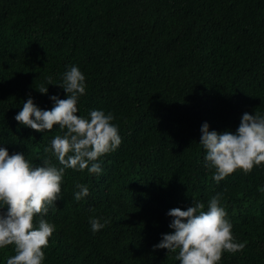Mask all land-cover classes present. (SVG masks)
I'll return each instance as SVG.
<instances>
[{
    "label": "trees",
    "instance_id": "16d2710c",
    "mask_svg": "<svg viewBox=\"0 0 264 264\" xmlns=\"http://www.w3.org/2000/svg\"><path fill=\"white\" fill-rule=\"evenodd\" d=\"M73 65L86 77L78 114L111 112L122 143L100 174L66 170L43 264H179L153 250L174 231L167 213L217 193L247 241L220 264H264V163L217 183L199 143L205 122L234 133L245 112L264 115V0H0V148L59 167L44 151L59 126L15 116L30 97L42 110L67 98L58 85ZM77 182L90 193L80 201ZM90 217L110 223L93 232ZM10 255L0 249V264Z\"/></svg>",
    "mask_w": 264,
    "mask_h": 264
},
{
    "label": "clouds",
    "instance_id": "9594fccd",
    "mask_svg": "<svg viewBox=\"0 0 264 264\" xmlns=\"http://www.w3.org/2000/svg\"><path fill=\"white\" fill-rule=\"evenodd\" d=\"M48 85L57 84L49 78ZM58 86L67 98L51 96L54 106L42 110L30 97L15 120L36 132L59 126L60 134L44 149L56 158L59 167L51 158L34 166L24 154H9L6 148H0V249L11 246L14 252L7 257L6 264H43L44 249L56 231V226L45 217L60 199L66 170L100 174L98 160L116 151L122 143L111 112L92 110L90 118L78 114L79 98L86 93V77L79 67L71 66ZM37 90L47 94L48 86L42 85ZM201 133L199 143L206 151L205 166L214 169L217 183L238 170L249 174L264 163V115L245 112L234 133L210 131L205 122ZM75 188L76 201L90 194L84 184L77 182ZM167 215L172 217L169 228L174 231L162 234L153 250L166 249L167 255L176 253L179 264H220L225 253L243 251L247 244L237 242L233 235L220 193L208 200L207 207L203 202L193 201L187 210L173 208ZM89 223L92 231L98 232L110 221L105 219L102 223L101 218L90 217Z\"/></svg>",
    "mask_w": 264,
    "mask_h": 264
}]
</instances>
